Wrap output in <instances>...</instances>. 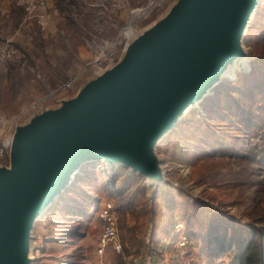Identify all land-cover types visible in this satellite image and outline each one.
<instances>
[{
    "label": "rangeland",
    "instance_id": "1",
    "mask_svg": "<svg viewBox=\"0 0 264 264\" xmlns=\"http://www.w3.org/2000/svg\"><path fill=\"white\" fill-rule=\"evenodd\" d=\"M147 1L44 0L33 15L24 0H0V140L26 122L31 103L71 74L80 72L70 96L89 80L88 45L114 40L128 10ZM166 11L153 9L136 28L150 27ZM242 34L245 67L220 79L154 143L165 179L152 188L118 165H81L33 222L29 264H236L228 248L234 227L264 229V127L241 133L238 120L264 97V0ZM106 202L120 248L98 254ZM219 241L225 250L214 247Z\"/></svg>",
    "mask_w": 264,
    "mask_h": 264
},
{
    "label": "water",
    "instance_id": "2",
    "mask_svg": "<svg viewBox=\"0 0 264 264\" xmlns=\"http://www.w3.org/2000/svg\"><path fill=\"white\" fill-rule=\"evenodd\" d=\"M256 3L173 0L126 40L114 65L13 127L8 164L0 165V264L29 263L33 217L87 160L127 168L152 188L161 180L156 139L239 54L238 36Z\"/></svg>",
    "mask_w": 264,
    "mask_h": 264
},
{
    "label": "built area",
    "instance_id": "3",
    "mask_svg": "<svg viewBox=\"0 0 264 264\" xmlns=\"http://www.w3.org/2000/svg\"><path fill=\"white\" fill-rule=\"evenodd\" d=\"M172 1L173 0H148L142 7L129 9L127 13L128 20L120 31H118L114 40L94 41L88 45L92 58L90 62L86 63L84 66H91L92 73L95 74L103 68L114 65L120 56L126 40L133 33L138 31L135 23L140 19H145L153 9H161L168 6ZM24 4L26 13L34 15L37 9L44 6V0H24ZM79 78L80 72L77 71L71 74L56 89L35 100L29 105L30 114L32 115L40 109L47 107L45 103L48 99L53 98L57 102L61 98L70 96L72 87L78 82ZM11 134L12 132L4 137V139L0 140V165L3 166H7L8 164ZM99 217L103 223L97 239V253L101 254L105 248L117 252L120 245L117 240L113 211L108 202H106L99 210ZM182 241L183 239L180 240L179 244H183Z\"/></svg>",
    "mask_w": 264,
    "mask_h": 264
},
{
    "label": "trees",
    "instance_id": "4",
    "mask_svg": "<svg viewBox=\"0 0 264 264\" xmlns=\"http://www.w3.org/2000/svg\"><path fill=\"white\" fill-rule=\"evenodd\" d=\"M256 98L258 102L253 101L254 107L249 113L247 114L243 111L239 116L241 133L246 134L248 131L264 127V97ZM244 123H246L245 126H242ZM254 149L255 147L251 149L253 150L252 158H254V153L256 152ZM260 152L263 154L264 150ZM231 233L233 234V239H231L232 246L229 245L228 248L231 247V251L233 250L231 256L233 262L236 264H264V229H257L247 224H238ZM215 246L217 251L226 249L222 246V241L214 243Z\"/></svg>",
    "mask_w": 264,
    "mask_h": 264
},
{
    "label": "bare ground",
    "instance_id": "5",
    "mask_svg": "<svg viewBox=\"0 0 264 264\" xmlns=\"http://www.w3.org/2000/svg\"><path fill=\"white\" fill-rule=\"evenodd\" d=\"M254 8V7H253ZM253 8H251V10H250V13L253 11ZM249 13V14H250ZM244 29H245V26L243 25V27H242V29H241V32H240V34H239V36H238V47H239V54L238 55H236L235 57H232L223 67H222V69L217 73V75H216V78H215V80L206 88V89H204L203 91H202V93L198 96V97H196V98H194L193 100H190V101H188V102H186L181 108H180V111H179V113H178V115L176 116L177 118H179L181 115H183V114H185L189 109H192V108H194V107H196L197 105H198V103L202 100V98L204 97V96H206L208 93H209V90L213 87V86H215L219 81H220V79H222V78H227V79H231L233 76H234V72L237 70V69H241V68H244L245 67V65H246V62H247V60H246V58H245V49H244V47L242 46V43H241V38H242V33L244 32ZM168 130H169V128L166 130V131H163L160 135H159V137L156 139V141H158V140H160V138L162 137V135L163 134H165L166 132H168ZM96 161H98V162H101V163H106V164H111V163H108L105 159H98V160H96ZM87 162H95V161H92V160H87L86 162H84V163H87ZM83 163V164H84ZM159 165V164H158ZM79 167V166H78ZM78 167L77 168H74L68 175H67V177H66V183H68L69 182V184H70V182L72 181V179L74 178V176L76 175V173H77V171H78ZM158 169H159V178L161 179L160 181H156L155 183H154V185L155 184H157V183H159V182H161V181H163L164 179H165V177H164V172H163V170H162V167L159 165V167H158ZM150 183V182H149ZM151 184V186L153 185V183H150ZM62 189V188H61ZM61 189H59L58 190V192H56V193H54L53 195H52V199H51V201H53L55 198H56V196L60 193V191H61ZM50 203H48V204H46L43 208H42V210H40L39 212H38V214H36L34 217H33V219H32V223L34 222V221H36V219L38 218V216L40 215V213L49 205ZM31 252H30V244L29 243H27V245H26V250H25V252H24V257L26 258V259H29L30 260V258H31ZM30 262V261H29ZM29 264V263H28Z\"/></svg>",
    "mask_w": 264,
    "mask_h": 264
}]
</instances>
